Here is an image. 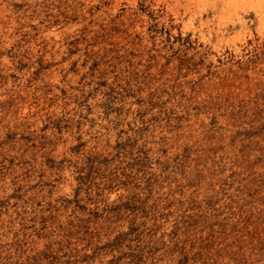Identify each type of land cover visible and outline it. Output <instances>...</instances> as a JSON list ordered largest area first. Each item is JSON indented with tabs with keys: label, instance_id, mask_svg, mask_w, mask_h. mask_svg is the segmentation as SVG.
<instances>
[{
	"label": "rangeland",
	"instance_id": "1",
	"mask_svg": "<svg viewBox=\"0 0 264 264\" xmlns=\"http://www.w3.org/2000/svg\"><path fill=\"white\" fill-rule=\"evenodd\" d=\"M0 264H264V0H0Z\"/></svg>",
	"mask_w": 264,
	"mask_h": 264
}]
</instances>
